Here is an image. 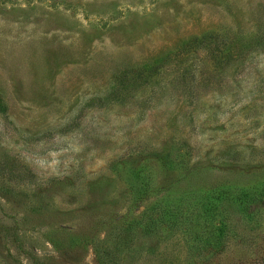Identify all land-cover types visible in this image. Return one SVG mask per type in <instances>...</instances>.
<instances>
[{"label": "rangeland", "instance_id": "rangeland-1", "mask_svg": "<svg viewBox=\"0 0 264 264\" xmlns=\"http://www.w3.org/2000/svg\"><path fill=\"white\" fill-rule=\"evenodd\" d=\"M158 155L182 171L162 186L170 209L190 187L264 185V0H0V237L14 259L264 264V199L222 201L220 253L195 238L192 207L138 220L160 197ZM48 232L72 247L56 253Z\"/></svg>", "mask_w": 264, "mask_h": 264}, {"label": "trees", "instance_id": "trees-1", "mask_svg": "<svg viewBox=\"0 0 264 264\" xmlns=\"http://www.w3.org/2000/svg\"><path fill=\"white\" fill-rule=\"evenodd\" d=\"M156 161L159 163L160 168H163L164 172L167 173L164 174L165 178L161 182V186H159L156 190L157 193L160 194V197L149 209L143 212L141 218L138 220L147 219L148 221L146 223V227L151 226V222L167 221L170 224H174L177 216L176 213L179 209H184L185 206L192 207L193 209L189 210L191 211V215L187 218V220L189 222H192V227L199 228V230L196 232L197 236L194 235L195 238H201L206 248L210 249L211 247H213L217 253H220L224 247L223 234L225 233L226 222L220 219L218 223L219 226H217L214 225L213 221L215 213L220 212L219 207L222 205V201H224L225 199H229V197H232L240 203L247 200H255L256 197L261 200L264 199V185L261 188H259L258 186H251L241 189H232L228 187L222 188L218 185L213 187L212 189L209 188V191L207 193H201L197 188L190 187L189 189L184 190L186 200L185 198L181 197L177 198L179 200V206L174 209H170V206L167 205V203L170 201L168 192L165 191L167 189L163 188L162 186H172V179H176V177H178L182 171H180V168L176 166L177 163L172 159H168L166 157L158 155L156 157ZM130 171L134 172L139 179H146L145 175L141 173V170L139 168L137 169V171H135V169ZM148 183L149 182L145 184V188L141 193H136V191H134V195L137 196L139 203L144 201L149 196ZM182 200H185L184 204ZM161 207H163V209L160 212H157ZM106 221L107 219L106 217H104V224L107 225V229H110V220L108 221V223ZM227 225L229 226V224ZM127 227V225H124L123 229L125 230ZM51 234V232L47 233V236L45 237V243L50 245L56 253L64 254V250L72 247L73 239H69L65 244L61 241L56 240L55 236ZM0 242L2 244H0V262H3L5 264H21L20 261L14 259L10 252L6 250V242L5 240H2L1 237ZM23 250L26 251L24 248ZM26 255L28 257V261L33 264H59L55 257L48 254H45V256H43L42 258H38L36 257L37 255H32V253L28 252L26 253Z\"/></svg>", "mask_w": 264, "mask_h": 264}]
</instances>
